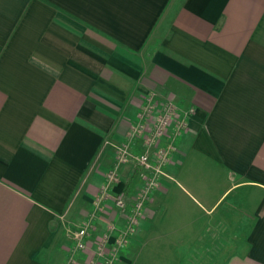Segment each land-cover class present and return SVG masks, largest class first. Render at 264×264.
<instances>
[{"label":"crops","instance_id":"crops-1","mask_svg":"<svg viewBox=\"0 0 264 264\" xmlns=\"http://www.w3.org/2000/svg\"><path fill=\"white\" fill-rule=\"evenodd\" d=\"M150 95L193 112L130 229L141 168L108 191L125 209L98 194L117 146L171 141L132 136ZM101 247L264 264V0H0V264H104Z\"/></svg>","mask_w":264,"mask_h":264},{"label":"built area","instance_id":"built-area-1","mask_svg":"<svg viewBox=\"0 0 264 264\" xmlns=\"http://www.w3.org/2000/svg\"><path fill=\"white\" fill-rule=\"evenodd\" d=\"M146 100L142 112L139 115L140 123L134 128L132 136L145 134L146 145L149 147L159 144L161 139L165 137L171 139V141L167 147L159 150L155 158L151 157L148 149L144 153L136 154L132 152L129 143H123L117 146L115 162L106 175V184L103 186V194L99 197V201H102L103 198L107 197L106 195L109 188L120 182L121 170L124 166L133 163L144 171L142 175L145 179V183H143L142 187L139 189L129 214L130 229L139 221L151 192L159 186L160 178L165 175L164 168L171 161V154L175 150L173 141L176 136L181 133V130L186 127V116L193 112V110H190V112H186L183 117L176 106L170 102L165 103L162 108L156 109L155 103H153V95L147 96ZM149 121L151 122L150 129H148ZM172 127L174 131L171 133ZM115 202L116 205L122 209L128 206L123 193L115 197ZM87 229L88 225H84L71 233L74 249L77 252L83 251L87 247ZM123 242L124 241L119 240L118 243L120 245ZM99 250V256H103L104 253L106 255L109 253L108 256H103L105 260L104 264H114L116 257L114 253L117 254V249H112L113 251L105 250L104 252V248L101 247Z\"/></svg>","mask_w":264,"mask_h":264},{"label":"rangeland","instance_id":"rangeland-1","mask_svg":"<svg viewBox=\"0 0 264 264\" xmlns=\"http://www.w3.org/2000/svg\"><path fill=\"white\" fill-rule=\"evenodd\" d=\"M121 145V144H120ZM114 164V163H113ZM139 171L141 172V179H142V181H141V183L143 184V183H145V179L143 178V175L142 174H144V171L142 170V169H139ZM106 184V181H105V183H104V185ZM103 185V186H104ZM103 186H102V188H101V191H99V196H102V194H103ZM109 190H111V187L109 188ZM98 196V197H99ZM107 197H105L104 199H103V201H105V200H107V199H110V198H112V199H114V204L116 203L115 202V197H112L113 195L111 194V193H107V195H106ZM127 201V200H126ZM116 205V204H115ZM117 206V205H116ZM98 208H99V206H98ZM100 210V209H99ZM79 228H81V225L79 226ZM78 228V226H76L75 227V230H77V229H79ZM113 251V250H112ZM117 257H118V254H116V253H114ZM99 256V255H98ZM101 256V255H100ZM101 257H103V256H101ZM117 258L115 257V262H114V264H116L117 263Z\"/></svg>","mask_w":264,"mask_h":264},{"label":"trees","instance_id":"trees-1","mask_svg":"<svg viewBox=\"0 0 264 264\" xmlns=\"http://www.w3.org/2000/svg\"><path fill=\"white\" fill-rule=\"evenodd\" d=\"M137 181H138V177H136V178H134V179H131V180L129 181L128 187L132 188L133 186L136 185ZM131 186H132V187H131Z\"/></svg>","mask_w":264,"mask_h":264}]
</instances>
